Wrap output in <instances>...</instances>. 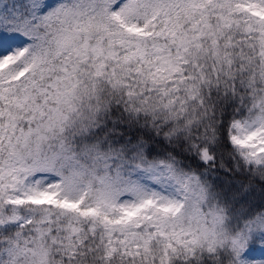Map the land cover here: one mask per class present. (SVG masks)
Returning a JSON list of instances; mask_svg holds the SVG:
<instances>
[{
  "label": "snow or ice",
  "instance_id": "1",
  "mask_svg": "<svg viewBox=\"0 0 264 264\" xmlns=\"http://www.w3.org/2000/svg\"><path fill=\"white\" fill-rule=\"evenodd\" d=\"M0 264H264V0H0Z\"/></svg>",
  "mask_w": 264,
  "mask_h": 264
},
{
  "label": "trees",
  "instance_id": "2",
  "mask_svg": "<svg viewBox=\"0 0 264 264\" xmlns=\"http://www.w3.org/2000/svg\"><path fill=\"white\" fill-rule=\"evenodd\" d=\"M257 184H259V181H257ZM254 193L258 196L259 195L258 189H254Z\"/></svg>",
  "mask_w": 264,
  "mask_h": 264
}]
</instances>
